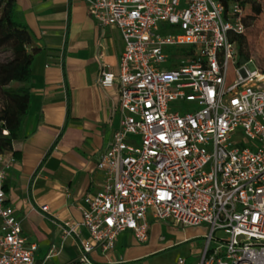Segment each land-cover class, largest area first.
<instances>
[{"label":"built area","instance_id":"obj_1","mask_svg":"<svg viewBox=\"0 0 264 264\" xmlns=\"http://www.w3.org/2000/svg\"><path fill=\"white\" fill-rule=\"evenodd\" d=\"M84 1L100 26L121 32L125 49L118 73L99 78L118 83L120 124L97 164L100 190L84 198L81 223L66 224V236L89 233L70 264H95L90 254L109 253L123 232L146 243L150 217L204 227L198 264H264V73L236 64L240 4ZM13 161L0 154V264H36L37 246L6 205Z\"/></svg>","mask_w":264,"mask_h":264},{"label":"crops","instance_id":"obj_2","mask_svg":"<svg viewBox=\"0 0 264 264\" xmlns=\"http://www.w3.org/2000/svg\"><path fill=\"white\" fill-rule=\"evenodd\" d=\"M16 11L31 31L27 50L35 60L30 113L5 153L14 160L6 205L37 246L36 264H70L80 258L89 233L77 227L66 236V224L79 225L84 198L100 190L97 164L120 124L118 83L103 87L99 78L103 70L118 73L125 42L117 28L96 22L84 0H16ZM165 223L150 217L146 243L123 232L112 251L97 249L90 258L95 264H168L165 258L175 253L173 264L179 258L198 264L202 253L191 261V250H168L192 239L193 229L202 230L205 241L206 229L181 227L185 233L164 238ZM53 247L58 253L50 257Z\"/></svg>","mask_w":264,"mask_h":264},{"label":"trees","instance_id":"obj_3","mask_svg":"<svg viewBox=\"0 0 264 264\" xmlns=\"http://www.w3.org/2000/svg\"><path fill=\"white\" fill-rule=\"evenodd\" d=\"M223 1L227 8L232 2H238L242 8L252 5L256 15L262 14L260 6H254L255 0ZM233 41L239 50L236 64L241 67L249 61L244 53L245 38L239 35ZM31 42V31L19 20L16 0H0V94L7 97L0 100V154L13 149L16 135L30 113L29 85L35 60V53L27 50Z\"/></svg>","mask_w":264,"mask_h":264},{"label":"rangeland","instance_id":"obj_4","mask_svg":"<svg viewBox=\"0 0 264 264\" xmlns=\"http://www.w3.org/2000/svg\"><path fill=\"white\" fill-rule=\"evenodd\" d=\"M254 6H260L262 14L256 15L252 9V5H247L243 9V22L245 27V38L244 53L249 57V61L246 63L249 67L253 69H258L261 73H264V0H255ZM170 26L165 25L164 28H169ZM18 85V84H15ZM6 95L0 94V100H6ZM168 229L162 231V236L165 238L169 236L172 232L185 233L186 229L183 230L180 228H173L170 223L166 222ZM189 228V227H187ZM192 239L187 240L184 243L179 244L175 248L169 249L170 252H175L178 249L180 250H191V261L197 260V257L203 251L205 241L201 238L203 234L202 230L193 229ZM167 251V252H168ZM175 254V253H174ZM170 254L167 259L168 264H173V255ZM155 259V258H154Z\"/></svg>","mask_w":264,"mask_h":264}]
</instances>
